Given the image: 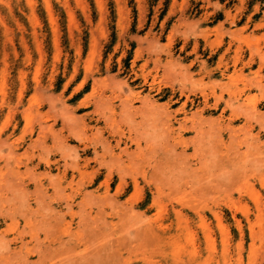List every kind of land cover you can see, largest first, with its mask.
Wrapping results in <instances>:
<instances>
[{
    "label": "rangeland",
    "instance_id": "rangeland-1",
    "mask_svg": "<svg viewBox=\"0 0 264 264\" xmlns=\"http://www.w3.org/2000/svg\"><path fill=\"white\" fill-rule=\"evenodd\" d=\"M218 1L0 0V264H264V11Z\"/></svg>",
    "mask_w": 264,
    "mask_h": 264
},
{
    "label": "crops",
    "instance_id": "crops-1",
    "mask_svg": "<svg viewBox=\"0 0 264 264\" xmlns=\"http://www.w3.org/2000/svg\"><path fill=\"white\" fill-rule=\"evenodd\" d=\"M225 1L226 0H222V2L218 1V3L223 5V3ZM243 3L245 4L244 8H242V10L236 15L237 18H241V20L237 24H235L236 28L240 27L244 23L246 17H250L251 19H253V22H256L257 21L256 19H260V18L263 17L262 13L264 11V0H244ZM254 4L258 5V10L257 11H253L252 10V7L254 6ZM238 5H240L239 0H231V2H230L228 7L231 8V11H233V7L234 6L236 7ZM217 12H218V14H220V18L217 19L216 22H219V21H221L223 19L224 14H223L222 10H218ZM216 22H214V23H212L210 25L202 26V27L210 28V27L216 25ZM222 27H223V29H226L227 25L223 24ZM263 32H264V26L261 29H258L256 32H253V33L260 34V33H263ZM209 38H211V36ZM227 41H228L227 38L225 39V37H224V43L227 42ZM263 50H264V46H263ZM250 67H251L250 70H255L258 67V63L255 61L254 64H252ZM243 71H246V69L243 70ZM260 73L264 74V64L261 66Z\"/></svg>",
    "mask_w": 264,
    "mask_h": 264
},
{
    "label": "bare ground",
    "instance_id": "bare-ground-1",
    "mask_svg": "<svg viewBox=\"0 0 264 264\" xmlns=\"http://www.w3.org/2000/svg\"><path fill=\"white\" fill-rule=\"evenodd\" d=\"M129 106H130V104H129ZM128 113V112H127ZM129 114V113H128Z\"/></svg>",
    "mask_w": 264,
    "mask_h": 264
}]
</instances>
